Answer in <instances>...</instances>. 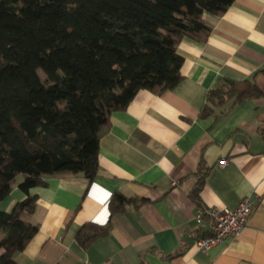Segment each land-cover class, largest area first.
Returning <instances> with one entry per match:
<instances>
[{"label":"crops","instance_id":"crops-1","mask_svg":"<svg viewBox=\"0 0 264 264\" xmlns=\"http://www.w3.org/2000/svg\"><path fill=\"white\" fill-rule=\"evenodd\" d=\"M203 20L205 42L183 37L176 45L180 82L162 92L141 89L110 113L91 183L59 173L24 193L18 187L24 176L16 177L0 210L35 196L26 219L38 231L14 254L15 264H264V96L230 100L200 116L210 90L249 79L264 94V0H234L220 16L204 13ZM202 172L203 207L255 201L242 232L205 252L194 240L209 225L196 221L190 196ZM114 193L143 202L111 213ZM87 223L107 232L82 246L75 236Z\"/></svg>","mask_w":264,"mask_h":264},{"label":"trees","instance_id":"trees-1","mask_svg":"<svg viewBox=\"0 0 264 264\" xmlns=\"http://www.w3.org/2000/svg\"><path fill=\"white\" fill-rule=\"evenodd\" d=\"M234 0H0V202L18 174L24 193L45 177L98 172L99 138L114 110L141 90L162 92L182 76L177 43H198L209 32L203 14H223ZM45 78L42 81L38 71ZM249 79L208 91L200 116L227 101L263 97ZM200 169L203 162L200 160ZM206 172L191 192L196 207ZM143 202L112 194L111 213ZM27 196L0 210V264H15L38 231L26 219L36 206ZM107 226L84 224L76 241L88 246Z\"/></svg>","mask_w":264,"mask_h":264},{"label":"built area","instance_id":"built-area-1","mask_svg":"<svg viewBox=\"0 0 264 264\" xmlns=\"http://www.w3.org/2000/svg\"><path fill=\"white\" fill-rule=\"evenodd\" d=\"M220 164H226V161L222 160ZM254 206L255 201L244 197L234 209L196 207L195 219L202 222L205 218L209 225V233L194 240L195 248L205 252L219 245L225 238L238 236L247 226Z\"/></svg>","mask_w":264,"mask_h":264},{"label":"rangeland","instance_id":"rangeland-1","mask_svg":"<svg viewBox=\"0 0 264 264\" xmlns=\"http://www.w3.org/2000/svg\"><path fill=\"white\" fill-rule=\"evenodd\" d=\"M38 74H39L41 80L43 81L45 78V75L40 70L38 71ZM21 176H23V174H18L17 178L19 179V178H21Z\"/></svg>","mask_w":264,"mask_h":264}]
</instances>
